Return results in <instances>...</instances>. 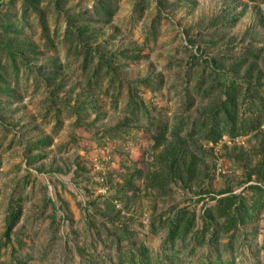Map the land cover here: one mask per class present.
<instances>
[{
  "label": "rangeland",
  "instance_id": "1",
  "mask_svg": "<svg viewBox=\"0 0 264 264\" xmlns=\"http://www.w3.org/2000/svg\"><path fill=\"white\" fill-rule=\"evenodd\" d=\"M30 1L0 0V264H264V0Z\"/></svg>",
  "mask_w": 264,
  "mask_h": 264
},
{
  "label": "trees",
  "instance_id": "2",
  "mask_svg": "<svg viewBox=\"0 0 264 264\" xmlns=\"http://www.w3.org/2000/svg\"><path fill=\"white\" fill-rule=\"evenodd\" d=\"M251 1H255V0H251ZM263 1V0H262ZM30 5L32 6V0L30 1ZM111 2H109V0H97L96 1V6L95 9L97 13L101 14L103 17H106V19H109L113 16L114 13V9L111 8ZM43 30H46L45 27H43ZM86 56L83 57V59H81V65L83 64L84 66H82V68L86 71L88 70V68H85V66L87 67L90 64V59L88 60V53L85 52ZM101 61H98V63H100ZM92 77V76H91ZM95 78H98L97 75H95ZM98 80V79H96ZM97 82V81H96ZM221 92L222 94L226 97L222 102H221V108L220 109V115L218 116L219 118L216 119V121L214 122L215 124L212 127H209L208 129V136L209 139L213 142L216 143V141L218 140V138L221 135V132H218L221 129H218V127L222 124V128L226 129L228 128V130H230V133L232 135H234V131L236 130H241L240 127H237V125H235V123L232 121L229 122L230 120V111H231V107H234L235 105L234 103V98L231 96L230 91H228L227 86L226 85H221ZM233 104V105H232ZM227 112V115H225L224 112ZM147 112H143V114L145 115ZM149 115V114H148ZM149 117V116H148ZM147 117V118H148ZM149 119V118H148ZM152 124V123H149ZM221 128V127H219ZM245 128V127H243ZM218 130V131H217ZM166 130H165V126L163 127V129L157 133V135L152 136V141H153V147L154 148H158L160 147L162 144H164V141L166 140L165 134H166ZM254 189H257L259 193L262 194L263 190L262 187H252ZM231 198H233V202L232 203L234 205V212L230 213V216L224 221V224L227 225L229 228H235L238 224H243L245 222V217L243 215V200L240 197H237L235 195L231 196ZM236 199V200H235ZM260 201H258V199H256V201L254 202L255 204H259ZM19 216V211L17 208L12 209L11 212L9 213L8 217H7V231H10L13 227L14 222L17 220ZM194 225V216L192 214H190L189 216H187L185 214V212H178L176 214V216L173 217V219L171 220L170 223V229H169V240H173L175 237L181 238L186 236L187 233L192 229ZM216 228V227H215ZM118 240H120V238H118ZM149 250L144 248L142 251H139L138 253H130L129 255H127L125 257V259L127 260L128 264H151V262L149 261V256H148ZM123 256L121 255V258ZM93 264H105L104 262L101 263H93ZM108 264H114L112 262H109ZM117 264H121V262L117 263Z\"/></svg>",
  "mask_w": 264,
  "mask_h": 264
}]
</instances>
